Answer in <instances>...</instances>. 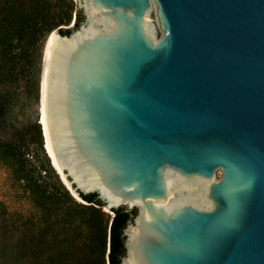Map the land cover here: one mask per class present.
<instances>
[{
	"label": "water",
	"instance_id": "1",
	"mask_svg": "<svg viewBox=\"0 0 264 264\" xmlns=\"http://www.w3.org/2000/svg\"><path fill=\"white\" fill-rule=\"evenodd\" d=\"M83 7L44 106L67 190L137 211L121 264H264V0Z\"/></svg>",
	"mask_w": 264,
	"mask_h": 264
},
{
	"label": "rangeland",
	"instance_id": "2",
	"mask_svg": "<svg viewBox=\"0 0 264 264\" xmlns=\"http://www.w3.org/2000/svg\"><path fill=\"white\" fill-rule=\"evenodd\" d=\"M47 2L52 14L61 18L62 24L29 50L30 66L17 81V99L13 107L8 110L0 98V264L22 263L28 249L35 252L33 260L44 261L53 246L68 248L71 239L77 249L75 252L79 254L102 246L104 241L100 229L86 225L89 219L92 220L90 213L67 199L64 191L77 204L85 205L72 196L53 167L41 119L45 48L49 36L53 32L70 36L84 24L93 27L95 24L87 19L83 0ZM78 11L81 21L75 28ZM59 28L70 33L61 34ZM101 211L112 216V212L104 208ZM68 214L73 218V226L64 223ZM94 220L100 222L97 217Z\"/></svg>",
	"mask_w": 264,
	"mask_h": 264
},
{
	"label": "trees",
	"instance_id": "3",
	"mask_svg": "<svg viewBox=\"0 0 264 264\" xmlns=\"http://www.w3.org/2000/svg\"><path fill=\"white\" fill-rule=\"evenodd\" d=\"M61 21V18L52 14L47 0H0V98L4 100L8 110L13 107L17 99V81L30 66L29 50L46 34L60 27ZM80 21L81 14L78 11L75 16V28ZM58 31L61 34L70 33L69 30L62 28ZM64 192L69 201L90 213L92 220L89 219L86 225L103 232L102 246L92 247L84 254H79L75 252L77 249L73 247L71 239L68 248L53 246L44 261L33 260L35 252L33 249H28L29 253L23 258H26L25 261L22 263L11 261L10 264H106V262L121 264L126 254L124 246L126 238L123 231L133 222L137 211L111 210L112 216L109 217L101 211L104 203L98 195L87 197L79 193L85 203L80 205L67 191ZM95 217L99 218L100 222H96ZM64 223L67 224L66 226H73L72 216L68 214Z\"/></svg>",
	"mask_w": 264,
	"mask_h": 264
},
{
	"label": "bare ground",
	"instance_id": "4",
	"mask_svg": "<svg viewBox=\"0 0 264 264\" xmlns=\"http://www.w3.org/2000/svg\"><path fill=\"white\" fill-rule=\"evenodd\" d=\"M56 35L53 32L46 43V48H45V52H46V71H45V81L44 86H43V90L41 91L42 94V99H41V111H42V124H43V133H44V137L46 139V149L48 150L47 152H49V157L52 161V165L55 168V170L58 172V174L61 176L62 182L64 185H67L66 181L63 178V175L61 173V170L57 164V161L54 157L53 151L51 149L50 146V142L48 139V134H47V125H46V120H45V114H44V106H45V99H46V88H47V78H48V74H49V69L51 71V81H50V86H51V90H53V86H54V82H55V75H54V70H53V63L54 60L57 56V53L59 51L60 46L62 45H66V44H62V43H58L56 41ZM52 126H53V121H52ZM54 128V127H53Z\"/></svg>",
	"mask_w": 264,
	"mask_h": 264
}]
</instances>
